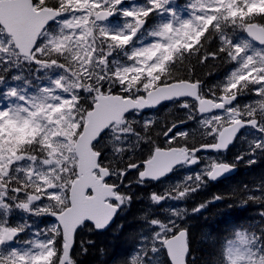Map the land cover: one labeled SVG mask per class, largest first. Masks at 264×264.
Instances as JSON below:
<instances>
[{"label":"snow or ice","instance_id":"6c2138e0","mask_svg":"<svg viewBox=\"0 0 264 264\" xmlns=\"http://www.w3.org/2000/svg\"><path fill=\"white\" fill-rule=\"evenodd\" d=\"M169 104L171 119L135 118ZM189 121L196 127H179ZM105 137L110 153L100 150ZM238 141L246 150L225 159ZM125 142L149 150L124 163ZM260 156L264 0H0V264H77L94 243L81 232L106 229L139 198L132 172L149 184L190 166L199 170L144 196L151 231L113 264H162L149 259L161 249L170 264H198L188 209L161 205ZM228 198L214 194L191 212ZM232 198L264 205V182ZM259 215V227L234 225L217 241L210 264H264ZM33 218L52 222L35 228Z\"/></svg>","mask_w":264,"mask_h":264},{"label":"trees","instance_id":"16d2710c","mask_svg":"<svg viewBox=\"0 0 264 264\" xmlns=\"http://www.w3.org/2000/svg\"><path fill=\"white\" fill-rule=\"evenodd\" d=\"M55 29V25L52 30ZM229 66L222 65L213 70V73L206 77V82L209 86L217 79H220L223 74L228 70ZM39 83V82H37ZM249 97H242L241 103L246 102ZM171 105L165 107H158L152 113H139L135 118L142 120L145 117L156 116L161 120L171 119L174 114L170 113L168 109ZM176 112L180 115L183 114L182 109H176ZM196 122L189 121L182 129L195 128ZM110 137H105L104 151L106 153L111 152V145L107 143ZM163 139V138H161ZM251 139V134L249 135ZM135 137L131 136V142L134 143ZM129 142H125V146ZM247 142L238 141L232 148L224 155L225 159L232 160L235 156L239 155L241 151L246 150ZM149 150L147 144L141 143L139 147L132 148L126 153V157L133 156L135 158L143 159ZM245 160L237 162L238 171L235 176L229 178L226 182H220L215 184L207 183L206 186L193 194V196L184 201H169L167 205H161V207L171 206L182 207L188 209V216L185 218V222L188 223L193 234V253L192 255L197 258L198 264H210L213 255L215 254L216 242L223 240L225 237H229V232L234 225H245L249 223H256L254 226L259 227V221H261L260 211H264V205L248 204L246 206H239L238 202L232 198V191L234 189H240L244 185H254L264 182V156H260L255 164L249 165ZM195 171V168L183 167L177 170L173 177L166 178L160 182H151L149 184H136L129 185L133 189V195L138 196V199H134L130 204L122 208L121 213L117 216L115 225L109 230L98 233L83 231L81 232L82 238H87L94 243L86 245L87 251L78 256L77 264H113V260L119 256L127 255L132 252L133 249L140 246V236H147L150 233V229L147 222L141 220L140 217L144 215L146 208L149 206L144 196L150 193L152 190L161 191L169 183H175L181 180L184 175L191 174ZM129 179L135 180V173L132 172ZM214 194H224L228 196V199L217 201L209 204L205 209L199 213L193 214L191 208L195 207L199 203L210 200ZM154 215H164L160 212H154ZM103 249V253L100 251ZM158 256L162 264H170L165 256V252L161 249L158 253L152 254L149 257Z\"/></svg>","mask_w":264,"mask_h":264},{"label":"flooded vegetation","instance_id":"af4514ba","mask_svg":"<svg viewBox=\"0 0 264 264\" xmlns=\"http://www.w3.org/2000/svg\"><path fill=\"white\" fill-rule=\"evenodd\" d=\"M49 30L52 31V28ZM23 219H27V217H23ZM33 220L35 221V224H34L35 228H43L45 227L46 223L52 222L51 218H33ZM29 223H32V221L30 220Z\"/></svg>","mask_w":264,"mask_h":264},{"label":"water","instance_id":"95a60500","mask_svg":"<svg viewBox=\"0 0 264 264\" xmlns=\"http://www.w3.org/2000/svg\"><path fill=\"white\" fill-rule=\"evenodd\" d=\"M152 110V109H151ZM146 111H150V110H146ZM237 167L235 168V169H233L230 173H228V174H226L225 176H223V177H221V178H219V179H217V180H214V181H211V182H219V181H221V180H224V179H227V178H230L231 176H233L236 172H237ZM174 172V171H173ZM173 172L172 173H170L169 175H167L166 177H169V176H171L172 174H173ZM166 177H164V178H166ZM164 178H162V179H164ZM113 221H114V219L112 220V222L109 224V226L113 223ZM108 226V227H109ZM107 227V228H108ZM106 228V229H107ZM105 230V229H104ZM103 231V230H102ZM167 255V254H166ZM170 262V261H169Z\"/></svg>","mask_w":264,"mask_h":264},{"label":"clouds","instance_id":"9594fccd","mask_svg":"<svg viewBox=\"0 0 264 264\" xmlns=\"http://www.w3.org/2000/svg\"><path fill=\"white\" fill-rule=\"evenodd\" d=\"M125 147H127L128 150H131L133 148L132 145H126ZM137 147H139V146H137ZM100 150L104 151V148H101ZM134 156H135V154H133V156L125 158L124 159V163H128V160L131 159V158H134ZM133 183H135V180H133Z\"/></svg>","mask_w":264,"mask_h":264},{"label":"rangeland","instance_id":"374dc122","mask_svg":"<svg viewBox=\"0 0 264 264\" xmlns=\"http://www.w3.org/2000/svg\"><path fill=\"white\" fill-rule=\"evenodd\" d=\"M190 168H191V166H190Z\"/></svg>","mask_w":264,"mask_h":264}]
</instances>
